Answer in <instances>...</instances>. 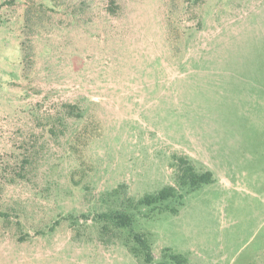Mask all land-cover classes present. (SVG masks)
I'll use <instances>...</instances> for the list:
<instances>
[{"label": "rangeland", "instance_id": "1", "mask_svg": "<svg viewBox=\"0 0 264 264\" xmlns=\"http://www.w3.org/2000/svg\"><path fill=\"white\" fill-rule=\"evenodd\" d=\"M173 255L264 264V0H0V264Z\"/></svg>", "mask_w": 264, "mask_h": 264}, {"label": "trees", "instance_id": "2", "mask_svg": "<svg viewBox=\"0 0 264 264\" xmlns=\"http://www.w3.org/2000/svg\"><path fill=\"white\" fill-rule=\"evenodd\" d=\"M176 182L179 186L188 188L189 190H195L201 187L204 184H209L214 181L213 172L210 170L200 172L195 166L190 162V160L181 156L176 159ZM177 188L175 186H166L159 190L155 194H148L143 198L139 199L138 205H154L159 202H163L172 198L176 195ZM100 217L105 219L108 222L113 223L116 227H130L133 224L134 216L126 211H110L101 213ZM133 239L141 247V250L146 255V261L152 259V250L151 245L144 234L135 233ZM130 250L138 255V251L135 248L131 247ZM172 258L176 260L178 264L184 263L185 260L181 259L178 255H173Z\"/></svg>", "mask_w": 264, "mask_h": 264}]
</instances>
